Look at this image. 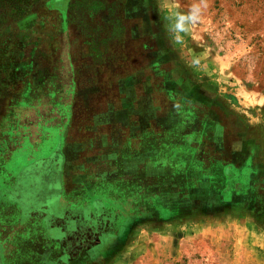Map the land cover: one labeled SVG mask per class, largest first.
<instances>
[{
    "label": "rangeland",
    "instance_id": "1",
    "mask_svg": "<svg viewBox=\"0 0 264 264\" xmlns=\"http://www.w3.org/2000/svg\"><path fill=\"white\" fill-rule=\"evenodd\" d=\"M197 2L0 0V132L88 100L119 123L53 264H264V0H208L173 32ZM60 172L44 160L7 190L25 219ZM19 249L0 264L30 263Z\"/></svg>",
    "mask_w": 264,
    "mask_h": 264
},
{
    "label": "crops",
    "instance_id": "2",
    "mask_svg": "<svg viewBox=\"0 0 264 264\" xmlns=\"http://www.w3.org/2000/svg\"><path fill=\"white\" fill-rule=\"evenodd\" d=\"M94 103L88 100V103H83L88 108L83 109H75L72 104L67 113L62 114V120L57 121L55 125L46 126L45 122H37L36 126L30 129L29 116H26L19 127L20 130L15 131L13 128L8 129L9 131L1 130L0 261L8 256L13 257L21 247L19 251L27 249L32 260L26 264H53L54 260H59L63 248L62 234L66 235L70 226L75 229L73 224L79 218L75 211L82 209L83 216L88 217V207L91 208L96 200L89 201L88 198H83V195L88 193V190L91 196L95 195L91 192L92 186H98L103 177H110L106 170L98 172L102 163L97 164L96 169L91 168L90 164L98 160L103 162L104 159L96 155L100 158L95 157L91 161L88 151L93 153L95 149L102 150L111 147L109 145H115L117 141L114 136L108 138L106 131L110 126L116 129L119 126L118 120H111L108 114L104 119L102 115L93 113L90 106ZM96 152L103 154L104 151ZM61 153L62 163L60 160L57 162V155ZM111 158L118 164V155ZM44 160L60 164L61 190L54 196L51 195L53 199L47 201V206L42 205L43 208L32 210L25 219L22 207H17L19 198L11 201L6 192L15 186L22 187L26 182H22L21 179L24 176L28 179L32 168ZM55 208L61 209L60 213H54ZM47 223L48 227H58V232L48 231Z\"/></svg>",
    "mask_w": 264,
    "mask_h": 264
},
{
    "label": "clouds",
    "instance_id": "3",
    "mask_svg": "<svg viewBox=\"0 0 264 264\" xmlns=\"http://www.w3.org/2000/svg\"><path fill=\"white\" fill-rule=\"evenodd\" d=\"M208 7V0H198L187 13H176L175 23L172 25L171 30L175 33L187 31L188 26L198 22L202 12ZM176 38L179 40V35Z\"/></svg>",
    "mask_w": 264,
    "mask_h": 264
},
{
    "label": "flooded vegetation",
    "instance_id": "4",
    "mask_svg": "<svg viewBox=\"0 0 264 264\" xmlns=\"http://www.w3.org/2000/svg\"><path fill=\"white\" fill-rule=\"evenodd\" d=\"M76 228H77V226L75 227V229H76ZM74 231H75V230H74ZM85 245H86V244H85ZM85 245H81L80 247H82V246L84 247ZM75 247H79V246H76V243H73V248H75ZM69 248H70V247H69ZM85 248H88V246H85ZM64 249H65V247L62 248V250H64ZM62 250H61V251H62Z\"/></svg>",
    "mask_w": 264,
    "mask_h": 264
}]
</instances>
